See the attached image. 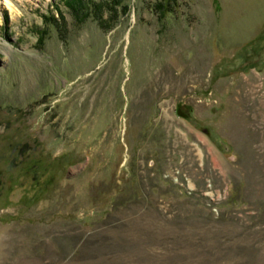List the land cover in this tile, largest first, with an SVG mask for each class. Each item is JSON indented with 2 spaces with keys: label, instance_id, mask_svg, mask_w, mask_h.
Wrapping results in <instances>:
<instances>
[{
  "label": "rangeland",
  "instance_id": "1",
  "mask_svg": "<svg viewBox=\"0 0 264 264\" xmlns=\"http://www.w3.org/2000/svg\"><path fill=\"white\" fill-rule=\"evenodd\" d=\"M8 1L0 264H264V0Z\"/></svg>",
  "mask_w": 264,
  "mask_h": 264
},
{
  "label": "trees",
  "instance_id": "2",
  "mask_svg": "<svg viewBox=\"0 0 264 264\" xmlns=\"http://www.w3.org/2000/svg\"><path fill=\"white\" fill-rule=\"evenodd\" d=\"M89 1L90 0H63L62 2H64V4L67 6V8L69 10H71L75 15H78L79 16V20H81V19H83V18L85 19L87 17V11H84V9L87 10V8H88L87 7V4H88L87 2H89ZM108 1L109 2H106V4L110 5L111 2H118V4H120V3H122L123 0H108ZM89 7H93L95 9V11H97V9H99V5L98 4L91 5ZM122 8L124 9V11L128 10L127 5H122ZM52 20H53V22L56 23V20L53 17L51 18L50 21L52 22ZM98 21L100 22L101 25H105V23H106L105 22L106 20H104V22L102 20H98ZM40 37H42L41 34H39V38Z\"/></svg>",
  "mask_w": 264,
  "mask_h": 264
},
{
  "label": "bare ground",
  "instance_id": "3",
  "mask_svg": "<svg viewBox=\"0 0 264 264\" xmlns=\"http://www.w3.org/2000/svg\"><path fill=\"white\" fill-rule=\"evenodd\" d=\"M0 4L5 6L6 8H10V2L8 0H1Z\"/></svg>",
  "mask_w": 264,
  "mask_h": 264
}]
</instances>
